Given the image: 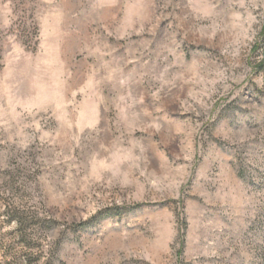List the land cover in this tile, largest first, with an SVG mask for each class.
Returning a JSON list of instances; mask_svg holds the SVG:
<instances>
[{
  "label": "rangeland",
  "instance_id": "obj_1",
  "mask_svg": "<svg viewBox=\"0 0 264 264\" xmlns=\"http://www.w3.org/2000/svg\"><path fill=\"white\" fill-rule=\"evenodd\" d=\"M0 264H264V0H0Z\"/></svg>",
  "mask_w": 264,
  "mask_h": 264
}]
</instances>
